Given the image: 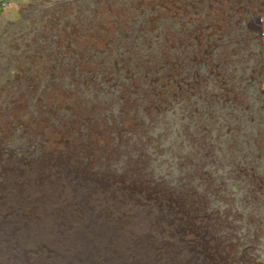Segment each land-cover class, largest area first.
Returning a JSON list of instances; mask_svg holds the SVG:
<instances>
[{
    "label": "rangeland",
    "instance_id": "374dc122",
    "mask_svg": "<svg viewBox=\"0 0 264 264\" xmlns=\"http://www.w3.org/2000/svg\"><path fill=\"white\" fill-rule=\"evenodd\" d=\"M247 26L264 37V0H8L0 6V264H264L262 197L243 219L241 207L218 195L220 180L192 162L190 170L174 171L175 180L154 178L153 161L137 147L143 138L129 140L128 131L119 135L106 121L80 126L65 113L47 116L39 96L28 99L18 73L35 32L59 43L72 31L68 44L84 49L127 47L134 38L148 47L158 35L169 53L197 38L218 49L216 33L228 29L237 40ZM219 47L222 54L226 47ZM39 143L48 163L39 161ZM28 147L33 157H26Z\"/></svg>",
    "mask_w": 264,
    "mask_h": 264
},
{
    "label": "trees",
    "instance_id": "16d2710c",
    "mask_svg": "<svg viewBox=\"0 0 264 264\" xmlns=\"http://www.w3.org/2000/svg\"><path fill=\"white\" fill-rule=\"evenodd\" d=\"M225 31L216 33L218 49L202 47V38H197L196 45L171 50V60L158 35L148 47L137 45L134 38L127 47L84 49L68 44L72 31L59 43L35 32L18 73L28 99L39 96L47 116L65 113L67 122L80 126L106 121L115 124L119 135L128 131L129 140L128 135H139L140 154L147 163L153 161L152 176L163 175V181L175 180V172L190 170L194 163L207 178L220 180L218 195H225L237 210L241 207L239 216L246 219L256 196L262 197L264 208V37L248 26L237 40ZM246 43L249 49L233 50L235 44ZM219 44L226 47L222 54ZM216 57L221 58L215 63ZM56 91L71 99L59 101ZM126 119L134 120L129 128ZM38 147L44 148L42 143ZM29 150L26 157H33ZM40 150V163H48L45 149ZM201 186L199 181L197 189ZM262 227L257 232L263 239Z\"/></svg>",
    "mask_w": 264,
    "mask_h": 264
},
{
    "label": "built area",
    "instance_id": "2783aa9c",
    "mask_svg": "<svg viewBox=\"0 0 264 264\" xmlns=\"http://www.w3.org/2000/svg\"><path fill=\"white\" fill-rule=\"evenodd\" d=\"M8 3V0H0V6H4ZM263 35H264V30H263Z\"/></svg>",
    "mask_w": 264,
    "mask_h": 264
},
{
    "label": "bare ground",
    "instance_id": "6f19581e",
    "mask_svg": "<svg viewBox=\"0 0 264 264\" xmlns=\"http://www.w3.org/2000/svg\"><path fill=\"white\" fill-rule=\"evenodd\" d=\"M19 261V260H18Z\"/></svg>",
    "mask_w": 264,
    "mask_h": 264
}]
</instances>
